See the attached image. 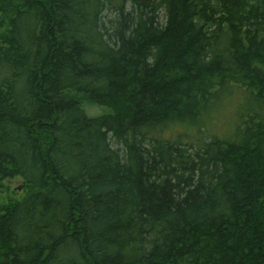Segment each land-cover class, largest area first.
Masks as SVG:
<instances>
[{
    "label": "trees",
    "instance_id": "1",
    "mask_svg": "<svg viewBox=\"0 0 264 264\" xmlns=\"http://www.w3.org/2000/svg\"><path fill=\"white\" fill-rule=\"evenodd\" d=\"M16 178L0 264H264V0H0Z\"/></svg>",
    "mask_w": 264,
    "mask_h": 264
},
{
    "label": "rangeland",
    "instance_id": "2",
    "mask_svg": "<svg viewBox=\"0 0 264 264\" xmlns=\"http://www.w3.org/2000/svg\"><path fill=\"white\" fill-rule=\"evenodd\" d=\"M104 109L100 107H95L93 112L101 113ZM221 120H217L214 122L215 127L219 131H224L225 127L224 124H220ZM26 190L23 187V184L19 178L9 180L5 182L1 189L0 193V203L4 204L10 200H20L25 195Z\"/></svg>",
    "mask_w": 264,
    "mask_h": 264
}]
</instances>
